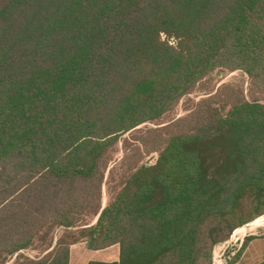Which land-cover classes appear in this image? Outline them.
<instances>
[{"label":"trees","instance_id":"trees-1","mask_svg":"<svg viewBox=\"0 0 264 264\" xmlns=\"http://www.w3.org/2000/svg\"><path fill=\"white\" fill-rule=\"evenodd\" d=\"M221 70L244 73L250 99L198 102L102 208L108 148ZM82 211L95 223L50 250ZM262 215L264 0H0V264H68L78 242L118 246L88 264H210ZM36 239L46 253L22 256Z\"/></svg>","mask_w":264,"mask_h":264},{"label":"rangeland","instance_id":"rangeland-1","mask_svg":"<svg viewBox=\"0 0 264 264\" xmlns=\"http://www.w3.org/2000/svg\"><path fill=\"white\" fill-rule=\"evenodd\" d=\"M249 89L250 80L244 73L240 71H216L201 81L190 94L182 98L162 118L156 122L142 124L119 138L114 145L108 148L104 156V165L106 168L100 185V204L102 206L105 205L107 199L114 194V191L119 188V184L132 172L134 167L142 163H153L155 161L157 152H147L148 150L160 149L168 136L186 132L191 128L190 120L183 119L194 111L198 102L213 96L215 93H217L216 100L222 105L237 99L249 100L251 97ZM51 187V184L47 185V189L51 190ZM51 191L54 192V190ZM87 210H92V207H89ZM263 216L245 225L248 237L264 238V221L261 224H257V226L248 227V224L258 221ZM75 217H79V219L74 227L64 229L63 227L55 226L53 228L50 233V237L52 238L50 250L60 238L68 243L77 239V231L79 229L91 226L96 221V217L89 213H83V211L81 215L75 213ZM227 239L217 242L212 246L210 264H212L214 248ZM45 250V244L36 239L34 240L33 247L22 250L19 253L29 259L37 260L46 253ZM16 255L9 258L8 264L14 261ZM232 263L233 261L230 264Z\"/></svg>","mask_w":264,"mask_h":264},{"label":"crops","instance_id":"crops-1","mask_svg":"<svg viewBox=\"0 0 264 264\" xmlns=\"http://www.w3.org/2000/svg\"><path fill=\"white\" fill-rule=\"evenodd\" d=\"M118 246L113 245L101 250H89L85 242L69 247L68 264H88L89 262L112 263L118 261ZM232 264H264V238L254 237L247 243L239 259Z\"/></svg>","mask_w":264,"mask_h":264},{"label":"built area","instance_id":"built-area-1","mask_svg":"<svg viewBox=\"0 0 264 264\" xmlns=\"http://www.w3.org/2000/svg\"><path fill=\"white\" fill-rule=\"evenodd\" d=\"M160 38L162 41L167 40L169 45H175V40L173 38L167 39L164 34H160ZM251 224H248V227H252ZM246 238H248L246 234V226L236 229L229 239L214 248L211 263L230 264L236 257L237 253L241 250Z\"/></svg>","mask_w":264,"mask_h":264},{"label":"bare ground","instance_id":"bare-ground-1","mask_svg":"<svg viewBox=\"0 0 264 264\" xmlns=\"http://www.w3.org/2000/svg\"><path fill=\"white\" fill-rule=\"evenodd\" d=\"M261 223H263V221H255L254 223H252V227L253 226H257V224H261ZM251 228V227H250ZM254 229V228H253ZM247 230H248V228H247Z\"/></svg>","mask_w":264,"mask_h":264},{"label":"water","instance_id":"water-1","mask_svg":"<svg viewBox=\"0 0 264 264\" xmlns=\"http://www.w3.org/2000/svg\"><path fill=\"white\" fill-rule=\"evenodd\" d=\"M102 208H103V206H102ZM102 208H101V209H102ZM100 211H101V210H100ZM99 213H100V212H99ZM98 216H99V214H98Z\"/></svg>","mask_w":264,"mask_h":264}]
</instances>
